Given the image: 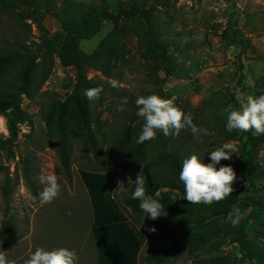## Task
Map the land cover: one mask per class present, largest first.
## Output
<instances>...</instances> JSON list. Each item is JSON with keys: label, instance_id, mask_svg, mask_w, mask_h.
Wrapping results in <instances>:
<instances>
[{"label": "rangeland", "instance_id": "obj_1", "mask_svg": "<svg viewBox=\"0 0 264 264\" xmlns=\"http://www.w3.org/2000/svg\"><path fill=\"white\" fill-rule=\"evenodd\" d=\"M64 1L34 0V6L16 7L32 27L29 49L32 53H43L49 41L54 66L42 87L37 83L28 95L23 94L16 100L18 138L12 149L16 157L9 161L7 150L0 148V230L6 218L16 229L6 248L0 244V251H6L7 258L15 264H24L38 247L49 251L65 247L75 250L78 264H97L91 236L93 213L80 176L82 170L112 172L117 182L112 197L130 224L144 236L143 253L165 248L171 227L162 225L159 218L150 219L143 211L133 214L124 203L135 189V183L129 184L128 177L135 181L141 171L145 176L157 170L172 181L177 190L161 189L154 199L164 210L180 214L177 227L180 234L184 233L182 247L163 264H254L241 257L234 240L249 210L235 226L225 217L212 220L197 230L203 217L210 220L217 210L239 206L238 200L245 195L244 186L233 185L235 191L218 203L190 204L184 199V186L179 180L181 168L173 170L166 165L171 160H167L165 154L177 146V140L172 143L176 137L158 131L155 139L137 143L144 119L137 115L138 111L132 112L131 107L124 105L123 111L117 110L120 99L157 94L171 99L185 113H191L193 123L210 133L201 137L204 142L199 143L192 132H188L197 142L191 144V154L198 152V147L209 151V156H202L203 163H211L210 151L224 143L237 145L238 151L232 159L222 160L216 167L231 165L237 179H249L253 184L247 196L260 205L262 211L257 221L250 224L252 233L244 240V246L264 258V134L228 132V112L225 111L229 106L232 109L229 92L236 95L241 107L248 95H264V0H235L239 19L237 40L247 48L242 57L246 77L242 86L237 84L239 50L228 46L222 38L229 19L225 0H73L80 3L84 11L105 7L119 17L118 22L69 18L63 8ZM132 12L138 16H120ZM143 13L150 17L164 46V54L154 43L145 18L140 16ZM5 20L9 26L13 23ZM13 31L11 27L2 30L10 40ZM72 47H77L79 52L83 70L80 78L77 69L64 65L58 56L59 53L67 54ZM97 54L102 61L96 64ZM37 63L40 65L41 59ZM110 79L119 81V87L110 86ZM101 86L103 91L98 100L89 101L84 95L86 89ZM9 103L14 102L10 99L0 102V141L10 138L8 118L14 110ZM59 125L69 134L70 179L60 172L57 143L49 136V129ZM83 131L106 135L107 142L98 159L82 150L79 137ZM116 139L131 145L135 163L128 162L126 153L113 147ZM27 149L34 158L36 195L28 190L18 165ZM139 160L140 163H136ZM241 161L244 178L239 172ZM153 162L155 166L150 167L149 163ZM7 173L13 179L8 217L3 197ZM48 174L58 177L61 191L53 202L42 205L39 193L45 185L41 184L40 177ZM152 228L156 231H150Z\"/></svg>", "mask_w": 264, "mask_h": 264}, {"label": "trees", "instance_id": "obj_2", "mask_svg": "<svg viewBox=\"0 0 264 264\" xmlns=\"http://www.w3.org/2000/svg\"><path fill=\"white\" fill-rule=\"evenodd\" d=\"M227 3V13L229 15L226 29L223 33V40L228 46H234L239 50L238 55V72L239 77L237 84L242 86L246 81L245 67L243 64L242 57L245 55L247 48L246 46L237 40L238 31V12L236 8L235 0H225ZM34 6L36 2L34 0H0V102H8L12 100L14 103H9L13 108L11 116L8 118V129L10 138L6 141H0V148L6 149L8 153V160H13L16 155L12 151L14 143L18 138V131L16 127V120L18 114L17 98H20L23 94H29L34 85L38 83L42 87L48 80L54 66V54L50 50V42L46 43V49L43 53L35 52L32 53L29 49L28 43L32 35V27L28 24L23 16L16 11L18 6ZM63 8L66 15L69 18L84 19L85 17L90 19H104V20H115L118 22L119 17L114 16L105 7L95 9L93 11H84L81 9L80 3L73 0H65L63 2ZM120 16L136 17L138 13H122ZM150 27L151 32L154 36V43L164 54V46L158 38L157 31L152 27L151 19L148 15L143 13L142 15ZM13 23L10 26L6 23L5 18ZM11 27L14 31V36L10 40L6 38L2 32L3 28ZM59 58L64 65H72L77 69L78 78L82 76V67L79 62V52L77 47H72L70 52L67 54L59 53ZM95 63L102 61V58L97 54ZM41 59L40 65L37 60ZM94 64V66H97ZM35 73L32 77L31 73ZM107 74V72H104ZM128 103L125 106L131 107L132 112H137L138 107L135 103L136 99L127 98ZM122 99L119 100L121 103ZM229 101L232 104V109L241 110V104L239 103L236 95L229 92ZM187 113V112H186ZM194 121V120H193ZM191 130H186L185 133L176 137L173 141L177 142V146H173L170 151L165 154L167 160L166 165L171 167L173 170L182 168V162L185 158L191 156L192 143L196 142L191 138ZM249 135V132L245 133ZM96 136V134L88 133L83 131L80 134V141L82 150L87 154H92L95 159H98L101 155V148L107 142L106 135L103 133ZM49 136L56 140L58 158L60 163V172L67 178H71V146L68 131L65 127L59 125L55 129H49ZM185 139H187L185 141ZM182 140V141H181ZM190 142V144H189ZM197 143V142H196ZM195 146H197L195 144ZM245 146V145H244ZM113 147L121 152L126 153L127 161L135 163V159L131 154L128 143H124L123 139H116L113 143ZM165 148V147H164ZM198 157L201 160H205L202 156L208 154L207 148L198 147ZM31 150L27 149L26 154L21 156L19 159V167L21 176L32 195L37 194V183L36 174L34 167L33 154ZM142 160H145L143 156ZM136 163H140V160ZM156 162L149 163L150 167H154ZM205 163V162H204ZM244 163L241 161L239 166L240 177L244 174ZM154 169V168H152ZM82 182L88 193L92 213L93 221L91 226V236L95 243L97 252V264H163L169 258V256L176 250L182 247L183 234L179 233L177 222L180 214L177 211H166L164 215L159 217V221L162 225H168L171 227L170 238L167 245L163 249L159 250H148L143 253L144 247V236L142 233L133 227L128 218L120 210L118 204L112 197V191L116 187V179L112 172H93V171H80ZM145 187L147 194L153 198L157 192L161 189H172L177 190L176 185L172 181H169L157 170L153 173H147ZM241 180V181H240ZM237 179L234 186L239 188L243 187L244 196L238 200L239 208L241 213H245L249 210L248 218L241 224L236 235L235 243L236 248L239 250V254L243 259H247L254 264H264V258L252 251L245 248L244 240L249 237L252 233L251 223L257 221L262 211V207L257 203L249 200L247 194L253 189V184L247 179ZM244 182V183H242ZM13 194V179L7 173L5 179V185L3 188V197L6 204V217H8L11 197ZM125 206L130 208L131 212L135 215L142 213L139 207V201L132 199V192L129 197L124 201ZM232 210H217L212 213V218L207 220V217H203L198 225V231L203 225H207L212 220L228 217L229 212ZM16 229L13 223L9 219H5L2 222L0 230V244L3 248H6L11 239L15 236Z\"/></svg>", "mask_w": 264, "mask_h": 264}, {"label": "clouds", "instance_id": "obj_3", "mask_svg": "<svg viewBox=\"0 0 264 264\" xmlns=\"http://www.w3.org/2000/svg\"><path fill=\"white\" fill-rule=\"evenodd\" d=\"M108 82L113 88L119 87V81L115 79H110ZM102 91V86L90 88L85 90L84 95L89 101H95L99 99ZM127 103V97L123 98L117 110L123 111V106ZM135 103L138 107L137 115L144 119L137 143L155 139L158 131L163 132L165 136L178 137L182 130L190 129L199 143L204 142L201 137L210 135L207 129L199 128L193 123L191 113H185L171 99L152 94L147 97L139 96ZM225 111L228 112L226 123L228 132L238 130L243 133L251 131L253 135L264 134V95L259 97L248 95L241 110H234L229 106ZM237 151L238 147L235 143L227 142L210 151L211 163H203L196 154L185 158L179 172V180L184 186V199L190 204L211 205L230 196L235 191L233 185L237 180L236 172L231 165H222L219 169L216 166L222 160H231ZM40 182L45 185L39 193L41 204L53 202L61 191L58 177L55 174L41 175ZM128 182L135 183L132 199L140 202L139 207L146 216L156 220L164 215L163 205L147 194L143 171L137 175L135 181L129 176ZM242 215L239 206L234 205L228 214V220L235 226L242 219ZM150 231L155 232L156 229L152 228ZM78 259L75 250L72 249L60 247L49 251L38 247L24 264H78ZM0 264H15V262L7 258L6 251H0Z\"/></svg>", "mask_w": 264, "mask_h": 264}]
</instances>
